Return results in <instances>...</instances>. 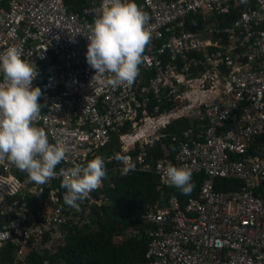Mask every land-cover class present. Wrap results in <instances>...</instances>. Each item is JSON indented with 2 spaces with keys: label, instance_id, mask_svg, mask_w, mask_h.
Wrapping results in <instances>:
<instances>
[{
  "label": "built area",
  "instance_id": "built-area-1",
  "mask_svg": "<svg viewBox=\"0 0 264 264\" xmlns=\"http://www.w3.org/2000/svg\"><path fill=\"white\" fill-rule=\"evenodd\" d=\"M134 2L149 13L151 41L134 84L111 88L96 83L85 56L87 26L104 0H88L81 13L70 12L66 0H0V52L16 46L35 64L32 86L41 89L43 105L35 126L68 148L45 185L0 161V248L19 247L16 264H26L43 234L56 231L54 242L73 220L83 221L102 203L104 196L95 199L102 184L76 211L64 203L61 170L103 157L118 139L121 155L131 158L125 163L135 166L128 175L154 174L161 191L171 187L169 163L206 177L186 205L158 201L145 215L154 229L144 264H264V0ZM182 121L186 131L149 161L147 153ZM123 167L119 162L112 172ZM218 180L243 185L218 192Z\"/></svg>",
  "mask_w": 264,
  "mask_h": 264
},
{
  "label": "clouds",
  "instance_id": "clouds-1",
  "mask_svg": "<svg viewBox=\"0 0 264 264\" xmlns=\"http://www.w3.org/2000/svg\"><path fill=\"white\" fill-rule=\"evenodd\" d=\"M240 2L246 4L248 0ZM149 20V13L134 0H104L102 13L87 26L90 34L86 37L85 53L87 64L94 69L92 78L100 87L134 84L151 41V32L146 27ZM0 74L3 76L0 82V161L11 162L25 172L30 181L45 185L57 177L56 167L68 159V148L59 141L50 143L46 131L35 126L43 107L38 102L41 89L32 86L38 70L33 62L22 59L16 46H10L0 52ZM113 159L124 163L122 177L135 170L133 164L125 163L130 157L116 154ZM61 175V187L66 190L64 203L79 211L80 202L88 199L108 178V170L104 157L97 155L84 165L62 169ZM165 183L177 188L182 195H190L195 188L192 169L171 163L165 169ZM84 219L72 222L82 225L86 222ZM47 233L51 237L42 245L46 233L42 235L38 247L44 248L38 251L49 248L47 245L56 231ZM55 247L48 250L55 251Z\"/></svg>",
  "mask_w": 264,
  "mask_h": 264
},
{
  "label": "trees",
  "instance_id": "trees-1",
  "mask_svg": "<svg viewBox=\"0 0 264 264\" xmlns=\"http://www.w3.org/2000/svg\"><path fill=\"white\" fill-rule=\"evenodd\" d=\"M87 3L88 0H66L69 11L76 13L83 12ZM235 20L236 17L226 19L227 24ZM186 127V123H176L169 127L166 133L170 138L151 149L147 154L148 160L151 161L153 157L161 158L162 147L166 144L169 146L171 137L179 136L180 129ZM103 154L109 158L112 154H121L118 139H115ZM113 161L115 162L106 164L108 178L102 181L101 192L95 195L98 201L104 196L102 204L92 205L90 216L84 217L89 223L64 228L67 233L64 239L59 240L55 251H38V246L33 247L26 256V264H144L148 261L146 255L151 242L149 232L154 229L152 224L146 222L145 215L158 201L177 198L183 206L186 205L190 199L199 196L206 179L204 175L192 176L195 188L190 195H182L173 186L161 191L158 177L154 174L139 172L122 177L112 172L119 164L115 159ZM242 185L238 180H218L216 189L226 193L239 191ZM28 201L32 203L31 199ZM39 209V204H35V211ZM38 222L43 220L38 219ZM50 237L51 235L46 233L41 244L45 245ZM19 249L12 244L0 248V263L16 264Z\"/></svg>",
  "mask_w": 264,
  "mask_h": 264
},
{
  "label": "crops",
  "instance_id": "crops-1",
  "mask_svg": "<svg viewBox=\"0 0 264 264\" xmlns=\"http://www.w3.org/2000/svg\"><path fill=\"white\" fill-rule=\"evenodd\" d=\"M88 4V3H87ZM179 123H186L185 121H182V122H179ZM187 124V123H186ZM186 129L187 128H182V129H180V135L182 134V131H186ZM259 141H260V139H258L257 140V142H255V144H256V148H259V147H261L262 146V143H259ZM159 145V144H158ZM156 147V146H155ZM162 151V156H163V150H161ZM148 154V153H147ZM112 156H114V154H112L111 155V157L109 158V157H106V154H103V157L104 158H108V159H111L112 158ZM162 158V157H161ZM160 159V158H159ZM151 160H153V161H156V160H158V159H155L154 157L151 159ZM113 162H115V161H113ZM112 162V163H113ZM105 164H107V162H105ZM259 196H261L260 194H259ZM157 203V202H156Z\"/></svg>",
  "mask_w": 264,
  "mask_h": 264
},
{
  "label": "rangeland",
  "instance_id": "rangeland-1",
  "mask_svg": "<svg viewBox=\"0 0 264 264\" xmlns=\"http://www.w3.org/2000/svg\"><path fill=\"white\" fill-rule=\"evenodd\" d=\"M89 216H90V214H87L86 218H88ZM82 217L84 218V216H82ZM86 222L89 223V221L87 219H86ZM119 242H121V240H119ZM58 243H59L58 239L55 240L54 242H52V241L49 242V244L47 245V246H49V248H47V249H50V250L54 249V247L57 246ZM39 248L42 249V248H44V246L40 245Z\"/></svg>",
  "mask_w": 264,
  "mask_h": 264
}]
</instances>
